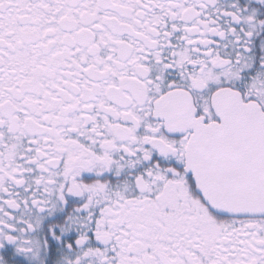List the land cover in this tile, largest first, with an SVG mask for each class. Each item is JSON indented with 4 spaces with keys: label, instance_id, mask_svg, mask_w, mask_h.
Listing matches in <instances>:
<instances>
[{
    "label": "snow or ice",
    "instance_id": "1",
    "mask_svg": "<svg viewBox=\"0 0 264 264\" xmlns=\"http://www.w3.org/2000/svg\"><path fill=\"white\" fill-rule=\"evenodd\" d=\"M0 264H264V0H0Z\"/></svg>",
    "mask_w": 264,
    "mask_h": 264
}]
</instances>
